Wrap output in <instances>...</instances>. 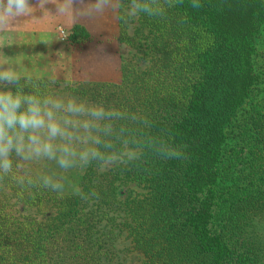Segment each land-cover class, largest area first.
I'll use <instances>...</instances> for the list:
<instances>
[{"label": "trees", "instance_id": "trees-1", "mask_svg": "<svg viewBox=\"0 0 264 264\" xmlns=\"http://www.w3.org/2000/svg\"><path fill=\"white\" fill-rule=\"evenodd\" d=\"M156 3L168 15L167 38L158 23L153 42L126 32L149 64H124L120 83L75 86L110 113L94 146L105 156L128 147L138 155L107 169L90 158L77 192L13 162L0 171V264H115L120 237L145 264H264V186L226 199L217 189L228 129L259 79L253 60L264 0ZM90 36L77 22L68 40ZM58 81L20 77L18 86L52 96ZM130 184L141 191L122 199Z\"/></svg>", "mask_w": 264, "mask_h": 264}, {"label": "rangeland", "instance_id": "rangeland-1", "mask_svg": "<svg viewBox=\"0 0 264 264\" xmlns=\"http://www.w3.org/2000/svg\"><path fill=\"white\" fill-rule=\"evenodd\" d=\"M77 4V17L90 31L91 36L77 43L69 42L68 33L75 12L71 13L72 4L68 0L61 2V7L55 13L58 16L52 20L54 29L59 37L58 53L60 58L55 61L53 70L57 75L50 76L59 79L55 84L52 96L65 99L74 97L79 101L95 103L93 100L85 99L82 94L75 91V86L84 81L92 82H115L120 83L123 79V65L130 67L147 66L152 56L143 59V52L138 50L136 44L128 43L126 37L142 39L138 42H145L146 37L151 42L159 35L157 26L165 28V36L168 37V15L149 16L146 13L138 12L135 16L129 15L133 0H108L101 10H96L97 0H74ZM120 1V2H119ZM137 3H147L153 8L159 7L156 0H136ZM33 12L29 16L18 18L14 24L6 30H0V71H12L20 77H44L45 75H28L31 69L27 63L23 64L22 55L26 52L22 48L28 47V41L23 40L20 31L27 28L31 23L44 22L43 12L37 4L33 5ZM36 7H39V11ZM71 13V16H70ZM53 14V12H52ZM124 17V18H123ZM123 18V19H122ZM44 19V20H42ZM48 20V19H47ZM158 21V22H156ZM36 22V23H38ZM69 22L71 24H69ZM77 23V22H75ZM74 23V24H75ZM120 23L121 26L120 27ZM126 27V29H125ZM64 29L67 36H61L60 29ZM129 34H127V33ZM25 41V42H24ZM67 47H61L63 44ZM67 51L68 57L64 52ZM153 51V57H155ZM64 57H61V56ZM255 71L259 75L258 82L251 91V95L243 108L233 119L228 129V140L225 144L224 155L219 164L221 170L220 182L217 187L222 198L226 199L229 192L241 194L245 190L256 192L264 186V25L257 37V52L254 55ZM0 87H12L0 82ZM62 114V113H61ZM60 141H57L59 143ZM88 146H92L89 142ZM78 151L85 145H77ZM139 150L128 147L122 153L114 156L110 163H104L103 169L115 166L126 159L138 155ZM12 162L21 170L32 172L42 180L53 182L59 190L79 191L81 176L83 174L84 161L79 155L72 159L70 167H61L56 159L47 157L32 158L24 160L12 153ZM124 190L120 194L125 199L129 194L135 195L141 191L136 184L122 186ZM226 195V196H225ZM222 202V201H221ZM220 214L223 208L220 207ZM219 219L216 220L218 224ZM117 251L115 264H145L143 254L134 249L127 238H119L116 243Z\"/></svg>", "mask_w": 264, "mask_h": 264}, {"label": "clouds", "instance_id": "clouds-1", "mask_svg": "<svg viewBox=\"0 0 264 264\" xmlns=\"http://www.w3.org/2000/svg\"><path fill=\"white\" fill-rule=\"evenodd\" d=\"M45 2L37 0V5L43 8ZM107 3L108 0H97L96 10ZM193 7L198 5L193 4ZM33 10L30 0H0V30L8 29L18 18L31 15ZM138 12L153 16L162 13L163 8L133 0L129 15L135 16ZM19 81L20 76L14 72L0 71V82L12 86L0 87V171L7 174L12 170L13 152L24 160L42 156L56 159L63 168L70 167L77 155L84 162L92 158L110 163L115 159L112 155L105 156L94 146L101 144L98 133L110 128L100 123L110 115L103 105L74 97L65 99L25 93L18 86ZM89 142L92 146H88ZM78 144L85 147L78 151Z\"/></svg>", "mask_w": 264, "mask_h": 264}, {"label": "crops", "instance_id": "crops-1", "mask_svg": "<svg viewBox=\"0 0 264 264\" xmlns=\"http://www.w3.org/2000/svg\"><path fill=\"white\" fill-rule=\"evenodd\" d=\"M66 1V0H63ZM33 5L37 4V0H30ZM69 3L72 4V7L69 11L71 13L77 11V4L74 0H68ZM60 0H46L44 3V7L42 8L43 12H48L44 16V22H34L33 25L31 23L32 19L29 20L30 23L28 24L27 28H22L23 31H20L19 34H21V37L23 40H27L28 47H23L22 51L26 52V54L23 53L22 55V62L23 64L27 63L28 68L31 70L27 72L28 75H45V76H54L57 75V71L53 70L54 63L56 60L60 58V54L58 53V45L59 44V37L57 32L54 29V25L52 23V20L55 19L58 15L55 13L58 11V9L61 7ZM35 8V6H33ZM39 11V7H36ZM53 12V14H52ZM70 13V16H71ZM71 23L69 24L73 25L75 22H83L77 17V14L75 17H73ZM48 19V20H47ZM25 42V41H24ZM70 45V43H67ZM67 44H63L61 47H67ZM65 57L62 55L61 57H68L67 51L64 52Z\"/></svg>", "mask_w": 264, "mask_h": 264}, {"label": "built area", "instance_id": "built-area-1", "mask_svg": "<svg viewBox=\"0 0 264 264\" xmlns=\"http://www.w3.org/2000/svg\"><path fill=\"white\" fill-rule=\"evenodd\" d=\"M60 31H61V36L63 38H66L67 34H66L65 30L61 28Z\"/></svg>", "mask_w": 264, "mask_h": 264}]
</instances>
